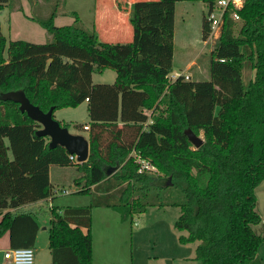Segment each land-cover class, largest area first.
<instances>
[{"label":"trees","instance_id":"16d2710c","mask_svg":"<svg viewBox=\"0 0 264 264\" xmlns=\"http://www.w3.org/2000/svg\"><path fill=\"white\" fill-rule=\"evenodd\" d=\"M183 1L209 7L215 0L135 1L126 44L98 41L77 15L65 26H55V12L35 20L51 35L44 44L7 45L0 25V237L8 233L10 249L34 246L39 225L23 207L52 196L49 167L74 166L78 193L95 197L87 206L50 208L49 264H92L93 207L125 220L164 205L180 209L174 228L187 233L180 243H198L195 264H261L264 236L251 226L260 222L254 190L264 181V0H244L238 21L225 16L208 81L169 78L175 4ZM208 34L203 18V41ZM247 64L254 75L245 86ZM108 69L112 84L92 83V74ZM16 91L44 113L87 99V160L49 148V138L36 135L40 125L2 98ZM187 129L202 136L199 148Z\"/></svg>","mask_w":264,"mask_h":264},{"label":"rangeland","instance_id":"374dc122","mask_svg":"<svg viewBox=\"0 0 264 264\" xmlns=\"http://www.w3.org/2000/svg\"><path fill=\"white\" fill-rule=\"evenodd\" d=\"M98 1L8 0L3 10L0 11L1 32L7 45L11 41L18 40L34 44L47 43L51 40V35L35 20L46 19L52 12H55V26L71 25L74 23V15H77L80 25L86 30L94 32L93 24L95 23L94 33L98 41L113 43L115 38L105 36L101 24L96 19ZM106 1L110 3L112 0ZM207 10L208 7L203 2L183 1L176 4L173 72L187 74V71H183V66L188 60L195 58L197 63L189 71L192 81L209 80L210 51L214 48L216 41L207 38L206 43L203 44L202 20L207 15ZM121 34L124 36L118 39L119 44L132 41V27L130 31L125 27ZM4 56L6 57V52ZM102 73H104L103 76H101ZM102 73L92 74L93 84L113 81L114 71L108 69ZM253 75V70L248 64L245 65L242 69L245 86ZM56 111L53 113L54 119L61 124H66L69 133L88 137V131L82 129L83 125L91 124L86 103L76 108H62ZM106 141L107 139L105 143ZM67 168H69L67 173L61 174V177H57L54 170L52 171L51 179L54 187H52L50 206L48 207L46 203L40 207L45 213L41 215L39 234L33 248L32 264H42L50 256L48 246L50 225L49 214H47L50 208L62 210L66 207L87 206L95 197L94 193H78L80 188L74 180L80 174L74 166ZM254 194L256 197L255 211L260 217V222L252 225L251 228L256 235L264 236V181L255 188ZM179 214L180 209L176 206H148L143 213L133 214L131 218L127 217L124 220L111 208L93 207L90 225L92 264H195V247L198 243H180L179 237L186 236L187 233L174 228V222ZM257 256L264 264V240L258 246Z\"/></svg>","mask_w":264,"mask_h":264},{"label":"crops","instance_id":"0c3cea01","mask_svg":"<svg viewBox=\"0 0 264 264\" xmlns=\"http://www.w3.org/2000/svg\"><path fill=\"white\" fill-rule=\"evenodd\" d=\"M135 1H137V0H112L110 3H107L106 0H99L98 1L99 2L98 3L99 8L97 10L98 17H96V19H98L99 23L101 24V28H102L105 36H111V38H115V40H113V43L114 42L120 43L118 39L123 38L121 36H124V34H121V32L125 27L130 31L131 25L129 23V17H130V13H131V9H132V4ZM177 3H179V2H176V4ZM105 4H107V5H105ZM176 4H175L174 18H175V14H176ZM93 27H94V32H95V23L93 24ZM205 43H206V41H203V44H205ZM196 63L197 62H196L195 58H192L185 63V65L183 66V71H187V74H183L182 72L174 73L173 72V66H172V72L169 74V78L171 80H174L178 75H183V76L187 77L188 80L192 81V75L189 73V71H190V69H192V67H194L196 65ZM199 69L201 70V68H199ZM103 74L104 73H102L101 76H103ZM91 80L93 82V75L91 76ZM114 80H115V77L113 76L112 82H110V83H98V84H112L114 82ZM83 103L87 104V101H84ZM56 112L57 111H55L54 113H56ZM84 126H89V125H83L82 129ZM119 126H121V124H119ZM85 131H88V130H85ZM84 138L88 139V137L87 138L84 137ZM9 158H11L10 154H9ZM68 169L69 168H67V167H59V166H55V165H51L49 167V180H50L52 187H54L52 185V179H51L52 178V171L54 170L57 177H61V174H66ZM74 183H75V180H74ZM92 189H93V187L91 188V190ZM50 200H51V197L46 199L45 201H40V202H37L35 204H31V205H27V206L23 207L24 209H28V208L31 209V212L34 215L39 226L41 225L40 220L42 217H41V214H38L37 207L43 206L46 203L48 204V207H49L50 206ZM4 212L5 211H0V217H1V214ZM10 212H14V210H10ZM42 229H44V228H42ZM81 230L83 233L86 232L85 228L81 227ZM38 234L39 233L37 232L36 239L38 237ZM36 239H35V243H36ZM35 243H34V245H35ZM33 248H34V246L32 247V249ZM8 249H10L9 235L6 232L5 234H3L0 237V264H8V263L4 262V260H3L4 252L7 251ZM49 252H50V250H49ZM50 262H51V254L46 260H44V262H42V264H44V263L49 264Z\"/></svg>","mask_w":264,"mask_h":264},{"label":"water","instance_id":"95a60500","mask_svg":"<svg viewBox=\"0 0 264 264\" xmlns=\"http://www.w3.org/2000/svg\"><path fill=\"white\" fill-rule=\"evenodd\" d=\"M2 98L18 103L19 110L25 112L29 118L40 125L36 135L49 138V148L63 147L69 155L76 157L77 163H83L87 160L89 152L88 140L82 135L71 134L66 127H62L58 121L52 118L53 109L46 113L42 112L30 104L21 91L6 93L2 95ZM184 134L195 148H199L202 145V137L196 136L190 129H187ZM112 171L114 169H109L107 174L112 173Z\"/></svg>","mask_w":264,"mask_h":264},{"label":"built area","instance_id":"2783aa9c","mask_svg":"<svg viewBox=\"0 0 264 264\" xmlns=\"http://www.w3.org/2000/svg\"><path fill=\"white\" fill-rule=\"evenodd\" d=\"M244 0H215L207 10L205 16L209 26L208 39L217 41L220 36L225 16L232 21H238V10L243 7ZM179 76V75H178ZM188 79L187 77H185ZM87 101V99H86ZM88 130V126L83 127ZM70 161L76 162L74 155L69 156ZM34 252L32 248H14L4 252L3 260L8 264H32Z\"/></svg>","mask_w":264,"mask_h":264}]
</instances>
